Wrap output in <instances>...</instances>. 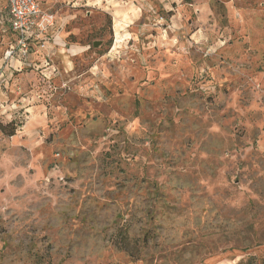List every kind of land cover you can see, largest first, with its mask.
Here are the masks:
<instances>
[{"label": "rangeland", "instance_id": "374dc122", "mask_svg": "<svg viewBox=\"0 0 264 264\" xmlns=\"http://www.w3.org/2000/svg\"><path fill=\"white\" fill-rule=\"evenodd\" d=\"M38 1L7 57L0 0V264H264V0Z\"/></svg>", "mask_w": 264, "mask_h": 264}, {"label": "built area", "instance_id": "2783aa9c", "mask_svg": "<svg viewBox=\"0 0 264 264\" xmlns=\"http://www.w3.org/2000/svg\"><path fill=\"white\" fill-rule=\"evenodd\" d=\"M9 13V24L16 36V46H12L7 57L18 51L26 57L28 47L34 42L46 45V36L55 23V16L45 12L38 0H5Z\"/></svg>", "mask_w": 264, "mask_h": 264}, {"label": "trees", "instance_id": "16d2710c", "mask_svg": "<svg viewBox=\"0 0 264 264\" xmlns=\"http://www.w3.org/2000/svg\"><path fill=\"white\" fill-rule=\"evenodd\" d=\"M0 128L5 134L12 136L16 133L18 125L14 121H11L6 124H0Z\"/></svg>", "mask_w": 264, "mask_h": 264}, {"label": "water", "instance_id": "95a60500", "mask_svg": "<svg viewBox=\"0 0 264 264\" xmlns=\"http://www.w3.org/2000/svg\"><path fill=\"white\" fill-rule=\"evenodd\" d=\"M99 42H95L94 45L97 46Z\"/></svg>", "mask_w": 264, "mask_h": 264}, {"label": "crops", "instance_id": "0c3cea01", "mask_svg": "<svg viewBox=\"0 0 264 264\" xmlns=\"http://www.w3.org/2000/svg\"><path fill=\"white\" fill-rule=\"evenodd\" d=\"M51 29H52V27L50 28V30H49V33L48 34H50V31H51ZM49 36V35H48Z\"/></svg>", "mask_w": 264, "mask_h": 264}]
</instances>
